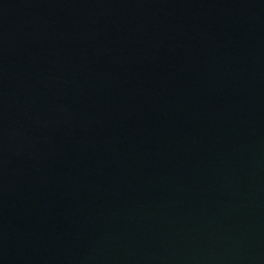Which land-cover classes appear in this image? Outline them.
Instances as JSON below:
<instances>
[{"label":"water","instance_id":"water-1","mask_svg":"<svg viewBox=\"0 0 264 264\" xmlns=\"http://www.w3.org/2000/svg\"><path fill=\"white\" fill-rule=\"evenodd\" d=\"M0 264H264V0H0Z\"/></svg>","mask_w":264,"mask_h":264}]
</instances>
